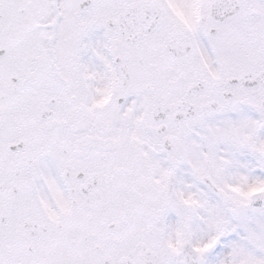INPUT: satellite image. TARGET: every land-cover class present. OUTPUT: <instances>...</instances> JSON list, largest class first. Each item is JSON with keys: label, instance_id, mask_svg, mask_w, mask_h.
I'll return each instance as SVG.
<instances>
[{"label": "snow or ice", "instance_id": "1", "mask_svg": "<svg viewBox=\"0 0 264 264\" xmlns=\"http://www.w3.org/2000/svg\"><path fill=\"white\" fill-rule=\"evenodd\" d=\"M0 264H264V0H0Z\"/></svg>", "mask_w": 264, "mask_h": 264}]
</instances>
